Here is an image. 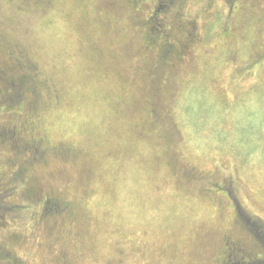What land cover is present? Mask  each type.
Wrapping results in <instances>:
<instances>
[{"label": "rangeland", "instance_id": "374dc122", "mask_svg": "<svg viewBox=\"0 0 264 264\" xmlns=\"http://www.w3.org/2000/svg\"><path fill=\"white\" fill-rule=\"evenodd\" d=\"M226 1L0 0V64L9 44L47 77L0 100V264L264 258V0ZM158 5L170 63L140 25Z\"/></svg>", "mask_w": 264, "mask_h": 264}, {"label": "flooded vegetation", "instance_id": "af4514ba", "mask_svg": "<svg viewBox=\"0 0 264 264\" xmlns=\"http://www.w3.org/2000/svg\"><path fill=\"white\" fill-rule=\"evenodd\" d=\"M152 12H151V14H152ZM154 21H155V23L158 24V31L163 33L162 34V36H163L162 39L163 40H160L161 41L160 52H163V49H165V48L167 49V55H168L167 59H169L168 63H170L171 59H172V56L174 55V54L172 55V53H173V51H174V49L176 47L177 42L174 41V40H171L170 36L168 35L169 33L165 29V23L163 21H161L159 18H155ZM147 23H148V21L143 17V20L140 22V25L145 26V25H147ZM4 43H6V42H4ZM6 46H8V45H6ZM9 49H10V46H9ZM23 50H20V49H18V50H15V49L10 50V52H11L10 54H11L12 58L14 59V61L16 62V64L13 63L14 65L10 64L9 66L5 65L4 67L6 68V71L3 72L2 70H0V71H2V73H0V80L4 81L5 86H8L10 88H14V89L18 90V88L16 87L17 80L20 81V79L22 77L26 76L28 78V84L31 87L30 90L32 92V95L36 94V98H38V99H34V102H36L39 99L42 100V98L44 97L43 92L41 90H39V89H41V86L39 85L38 78L41 77V76H45V70L41 66H37L31 60V57L28 55V52H26L24 50L25 51V53H24ZM21 56L24 57V58H22ZM25 59L28 61L29 64H27L25 62ZM21 64H22V66H20ZM9 73H11V75L15 74V75H18V76L15 79H13V78H10ZM46 79H47V77H46ZM55 87H56V85H54V83H53V89L54 90L56 89ZM32 89H33V91H32ZM34 89L37 91V93L35 92ZM46 91L50 92L49 98H51V96L53 94L50 91L49 84H48V87L46 88ZM24 94H25V90L20 95H18V97L15 100H14V98H10V102H11L10 104L23 102L24 96H25ZM56 96L58 97V94ZM3 97L4 96H3V92H2L1 97H0L1 98V102L7 103V100H5ZM57 101H59V99H57ZM54 103H57V102H53V104ZM0 135H2L3 139H10L11 141L14 140L11 137V135L8 134V130L7 131L4 130ZM37 147H38V145H34V146L31 147V151H32L33 154H36ZM69 149H70L69 147H66V148L63 149V152L67 153L69 151ZM188 175L192 176V173L188 174ZM210 183H211V186L215 187V189H219V193L226 194V196L228 197L230 202L234 205V210L236 212V207L240 206L238 204L239 201L236 199V198H239V197L238 196L234 197L232 194H230V191L226 192L224 187L218 186V181H210ZM217 186H218V188H216ZM47 197L48 198H55V197H53L51 195H46V198ZM56 204H58V203L56 202ZM45 207H46V204H45ZM237 214H239L238 210H237ZM262 225H264V224H262ZM229 259H231V258H226V261L224 260V264H231V262H229Z\"/></svg>", "mask_w": 264, "mask_h": 264}, {"label": "trees", "instance_id": "16d2710c", "mask_svg": "<svg viewBox=\"0 0 264 264\" xmlns=\"http://www.w3.org/2000/svg\"><path fill=\"white\" fill-rule=\"evenodd\" d=\"M227 1H229V3H230L229 7L231 8V6L233 4V0H227ZM159 8H161V5L156 6L155 9L153 10L152 14H150L147 18H145L148 21L147 25H145V26H147V28H148V32H149V35H150V44L152 46H154V45L158 46L160 40H163L162 39V37H163L162 34L163 33H161V32L158 31V24L155 23V21H154V19L157 18L158 15H159V12H158V9ZM228 16H230V15L227 14V17ZM225 21L227 22V20H225ZM226 25L223 24V27H224V30L223 31H225V30L228 31L229 28H227ZM187 35L192 40L193 38H195L196 36H198V32L194 28L193 29H189L188 32H187ZM6 45H8V46H6ZM9 46H10L9 44H5V48L1 50V51H3L2 58H4L3 60L6 61L7 64L14 65L13 63L16 64V62L14 61V59L12 58V56L10 54L11 53L10 50H12V49H11V47L9 49ZM159 56H160V60H162V63H166V61L169 60V59H167V56L168 55H167V49L166 48L163 49V52H160ZM1 62H3V61L1 60L0 63ZM3 66H4L3 64H0V70H2L3 72H5L6 71V68L3 67ZM20 66H22V64ZM2 71H0V73H2ZM152 74L153 73H149V75H152ZM9 75H10V78H13V79H15L18 76V75H15V74L11 75V73H9ZM0 86L3 89V96H4L3 98L5 100H7V103L8 104L11 103L10 102V98H14V100H15L18 97V95H20L22 92H24V90L26 92H28L30 95H32V92L30 90L31 87L28 84V78L26 76L22 77L20 79V81L17 80L16 87L18 88V90L14 89V88H10L8 86H5V83H4L3 80H0ZM39 90H41V89H39ZM32 91H33V89H32ZM35 92L37 93L36 90H35ZM32 96H33V100L34 99H38V98H36V94L35 95H32ZM150 98L151 99H147L146 102H147V104H151L152 105V107H151V113H152V115H154V117H156L158 115V111L156 109L157 108L156 107V102H157L156 100H158L157 99L158 98V95L156 96L155 99L152 96ZM6 257L8 259H11V261H14V257L9 256V255H6ZM263 260H264V258L257 259L256 262H255V264H263Z\"/></svg>", "mask_w": 264, "mask_h": 264}, {"label": "snow or ice", "instance_id": "6c2138e0", "mask_svg": "<svg viewBox=\"0 0 264 264\" xmlns=\"http://www.w3.org/2000/svg\"><path fill=\"white\" fill-rule=\"evenodd\" d=\"M243 219V218H242ZM250 230L258 231L260 233V236L264 238V225L260 226L259 228L255 227L251 223L249 224Z\"/></svg>", "mask_w": 264, "mask_h": 264}]
</instances>
